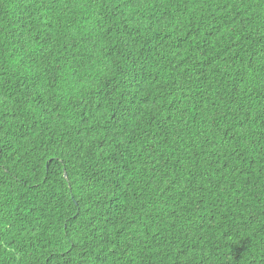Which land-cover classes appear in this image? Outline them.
Wrapping results in <instances>:
<instances>
[{"label":"trees","instance_id":"trees-1","mask_svg":"<svg viewBox=\"0 0 264 264\" xmlns=\"http://www.w3.org/2000/svg\"><path fill=\"white\" fill-rule=\"evenodd\" d=\"M0 264H264V0H0Z\"/></svg>","mask_w":264,"mask_h":264}]
</instances>
